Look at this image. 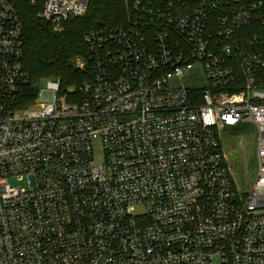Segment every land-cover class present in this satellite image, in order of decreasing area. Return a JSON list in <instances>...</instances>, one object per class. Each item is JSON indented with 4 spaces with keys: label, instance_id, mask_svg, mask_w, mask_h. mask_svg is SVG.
I'll use <instances>...</instances> for the list:
<instances>
[{
    "label": "built area",
    "instance_id": "built-area-1",
    "mask_svg": "<svg viewBox=\"0 0 264 264\" xmlns=\"http://www.w3.org/2000/svg\"><path fill=\"white\" fill-rule=\"evenodd\" d=\"M90 1L40 16L62 33ZM125 1L130 26L85 37L90 79L21 108L24 24L0 0V264H264V0ZM244 122L258 169L241 196L218 130Z\"/></svg>",
    "mask_w": 264,
    "mask_h": 264
},
{
    "label": "trees",
    "instance_id": "trees-1",
    "mask_svg": "<svg viewBox=\"0 0 264 264\" xmlns=\"http://www.w3.org/2000/svg\"><path fill=\"white\" fill-rule=\"evenodd\" d=\"M45 1L12 0L24 24V66L30 76V84L20 91L21 108L35 103L43 80H60L65 89L78 88L88 81L86 35L103 27H128L134 19L125 0H91L84 16L68 22L62 33H56L40 16ZM77 58L87 63L85 70L75 66Z\"/></svg>",
    "mask_w": 264,
    "mask_h": 264
},
{
    "label": "rangeland",
    "instance_id": "rangeland-1",
    "mask_svg": "<svg viewBox=\"0 0 264 264\" xmlns=\"http://www.w3.org/2000/svg\"><path fill=\"white\" fill-rule=\"evenodd\" d=\"M82 63H84L82 58L75 60V66L78 68ZM184 78V84L193 90H201L208 83L205 71L201 65H197ZM46 83L47 79L43 80L40 83L39 90L46 89ZM76 88V86L66 87L67 90L72 91L76 90ZM218 135L222 152L234 178L236 190L241 196L249 194L258 169L257 126L253 123L244 122L236 127L220 129L218 130ZM102 156L103 152L98 148L96 158L101 159ZM215 264H219L218 259H215Z\"/></svg>",
    "mask_w": 264,
    "mask_h": 264
}]
</instances>
